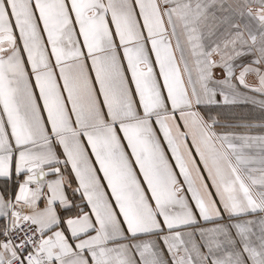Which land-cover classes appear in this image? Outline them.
Returning <instances> with one entry per match:
<instances>
[{
  "label": "snow or ice",
  "instance_id": "1",
  "mask_svg": "<svg viewBox=\"0 0 264 264\" xmlns=\"http://www.w3.org/2000/svg\"><path fill=\"white\" fill-rule=\"evenodd\" d=\"M0 264H264V0H0Z\"/></svg>",
  "mask_w": 264,
  "mask_h": 264
}]
</instances>
